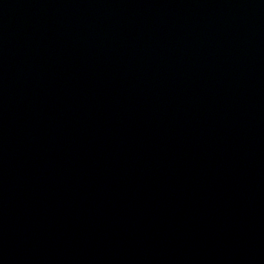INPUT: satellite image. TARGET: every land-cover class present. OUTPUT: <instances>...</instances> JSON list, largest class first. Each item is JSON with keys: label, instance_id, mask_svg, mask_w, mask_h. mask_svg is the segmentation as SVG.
Returning a JSON list of instances; mask_svg holds the SVG:
<instances>
[{"label": "water", "instance_id": "water-1", "mask_svg": "<svg viewBox=\"0 0 264 264\" xmlns=\"http://www.w3.org/2000/svg\"><path fill=\"white\" fill-rule=\"evenodd\" d=\"M0 264H264V0H0Z\"/></svg>", "mask_w": 264, "mask_h": 264}]
</instances>
